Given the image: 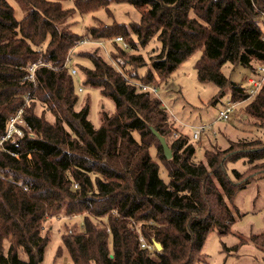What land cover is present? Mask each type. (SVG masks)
<instances>
[{
    "label": "trees",
    "instance_id": "obj_1",
    "mask_svg": "<svg viewBox=\"0 0 264 264\" xmlns=\"http://www.w3.org/2000/svg\"><path fill=\"white\" fill-rule=\"evenodd\" d=\"M18 1L21 19L0 0V264H41L49 240L44 224L60 212L83 216L82 231L61 237L72 264L203 261L207 234L225 236L235 223V194L264 178V142L230 141L195 162L194 145L175 129L161 100L136 83L158 85L201 50L198 81L214 84L218 96L228 89L236 105L249 100L242 118L264 130V80L251 95L221 72L224 63L254 74L264 68V0H114L133 6L139 21H95L83 36L71 28L73 15L107 9L110 0H75L73 8H64L63 0ZM84 39L97 47L78 54L90 64H76L82 83L115 106L113 113L100 112L98 128L88 119V101L76 109L78 91L66 64ZM152 40L160 49L146 62L139 51ZM96 42H109L113 51L102 55L105 45ZM19 111L22 135L2 140ZM151 129L164 138L170 159ZM238 160L245 169L229 175L227 165ZM245 242L240 238L232 249ZM249 242L264 251V232ZM155 243L159 251L146 247Z\"/></svg>",
    "mask_w": 264,
    "mask_h": 264
},
{
    "label": "rangeland",
    "instance_id": "obj_2",
    "mask_svg": "<svg viewBox=\"0 0 264 264\" xmlns=\"http://www.w3.org/2000/svg\"><path fill=\"white\" fill-rule=\"evenodd\" d=\"M75 0H63L64 8H73ZM14 10L17 19H21L25 13V9L18 0H8ZM95 21H101L104 24H112L113 22L128 26L130 23L139 21V13L128 3L109 1L107 9L99 8L94 12L80 15H73L72 30L83 36L88 26ZM105 51H101L102 55H106L113 51V46L106 42ZM97 47L92 43L77 44L71 56L70 65L76 69V77L74 85L77 89L81 87V92L77 93L78 102L76 109L79 110L85 101H88L89 112L88 119L95 128L100 124V112L113 113L115 111L114 103L108 97L103 96L97 88L85 86L83 75L76 67V64H90L78 54L84 51H90ZM160 44L152 40L147 46L140 49L145 61L148 62V55L158 52ZM201 55V50L195 51L178 68L164 81H158L155 85L157 96L165 107L170 121L175 129L187 137L191 144L195 147V162H204V154L206 150L211 148L225 149L230 141L238 139L260 138L264 142V130L252 127L246 124L242 118L245 105L249 100L236 105L235 109L229 113L227 120L217 119L219 111L230 99V92L226 89L220 96L219 89L212 83H202L198 81L195 64ZM146 66L138 68L139 76H144L147 72ZM262 68L259 66L258 69ZM222 74L235 84L245 86L247 79L259 78L262 73L254 74L248 68L243 66H233L230 63H224L221 67ZM213 98H217L212 102ZM38 114L41 109H36ZM44 117L48 122H53L54 117L48 113H44ZM204 126L205 130L194 140L191 137L194 128ZM175 136V134L173 135ZM155 150L151 153L154 156ZM245 163L238 160L227 165V172L231 175V170L236 169L243 171ZM159 177L168 182L166 168L163 164H159ZM232 205L236 209L235 223L231 226L230 232L225 236H219L216 231L207 234L202 247L204 260L195 264H264V251L257 249L249 242L251 234H259L264 232V178H260L249 183L244 189L239 190L233 200ZM83 216H66L60 212L58 216L49 218L44 224V233L48 236V243L44 249L43 260L41 264H72L68 252L62 245L61 237L68 230L77 232L83 229ZM240 238L247 242L241 244L236 250L235 247ZM152 246V245H151ZM154 246V245H153ZM155 247H152V250ZM159 251V250H158ZM25 259L21 253L19 255Z\"/></svg>",
    "mask_w": 264,
    "mask_h": 264
},
{
    "label": "built area",
    "instance_id": "obj_3",
    "mask_svg": "<svg viewBox=\"0 0 264 264\" xmlns=\"http://www.w3.org/2000/svg\"><path fill=\"white\" fill-rule=\"evenodd\" d=\"M262 27L264 29V15H263V19H262ZM115 42L121 44V46L124 49H127L128 46L127 44H125V42L123 41V39L121 37H116L114 39ZM82 44L85 43H92L89 40H82L81 41ZM96 44H98L99 46H101L104 49V43L103 42H96ZM70 61L71 59H67V65L70 68V73L73 76V78L76 77V69L70 65ZM36 68V65H32L30 68V75L29 78L33 79V71ZM259 72L262 73V76L259 78H249L247 79V84L243 87L245 88L247 91H249V93L251 95L255 94V92L259 89L261 83L264 80V68H260ZM137 87L141 90V91H146V92H150L152 94L157 95V89L155 87V85L153 84H143V83H136ZM77 91L81 92V87L78 86L77 87ZM236 107V104L234 102L231 101H227V103L224 105L223 109L221 111H219L218 115H217V119L219 120H227L229 117V113L232 112ZM21 111H19L16 116H14L13 118L10 119L9 123H8V127L6 129V133L5 136L2 140H8V139H13L14 136H21L22 133L20 131V129L17 127V124H21L22 120H21ZM205 130L204 126H199L197 128H194L191 134L192 139L196 140L199 138V135L202 131ZM149 250H152V247H154L153 245H147L146 246Z\"/></svg>",
    "mask_w": 264,
    "mask_h": 264
},
{
    "label": "water",
    "instance_id": "obj_4",
    "mask_svg": "<svg viewBox=\"0 0 264 264\" xmlns=\"http://www.w3.org/2000/svg\"><path fill=\"white\" fill-rule=\"evenodd\" d=\"M153 135L157 138V140L160 143V146L162 148L163 151V155L166 159H170L171 158V150L168 147L167 143L165 142L164 138L162 136H160L156 131H154L153 129H151ZM154 247L156 248V250H160V245L158 243L154 244Z\"/></svg>",
    "mask_w": 264,
    "mask_h": 264
}]
</instances>
